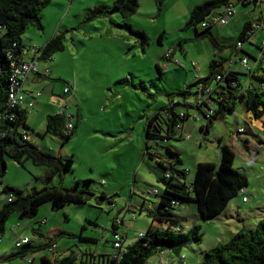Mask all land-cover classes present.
Wrapping results in <instances>:
<instances>
[{
  "label": "rangeland",
  "instance_id": "obj_1",
  "mask_svg": "<svg viewBox=\"0 0 264 264\" xmlns=\"http://www.w3.org/2000/svg\"><path fill=\"white\" fill-rule=\"evenodd\" d=\"M206 1L164 0L160 5L157 0H139L137 10L125 15L115 7V0H51L40 13L43 27L27 26L22 38L28 47L44 46L54 34L62 35L64 42V48L50 59L41 60L40 67H49L51 73L34 85L42 95L28 115L29 141L63 159L72 157L74 166L46 181L48 166L37 165L31 158L19 163L6 153L7 170L0 176V187L28 194L34 187L57 185L94 195L87 202H70L57 209L50 201L44 202L32 217L13 212L0 238V264H44L45 255L55 261L71 252L76 255L73 264H81V252L110 254L114 223L127 232L126 243L137 240L140 232L155 225L150 209L159 206L164 193V169L159 161L187 169L190 181L198 162H220L224 143L235 152L234 168L245 172L249 183L214 218L204 219L192 199L175 208L185 228L201 225L203 238L185 245L180 254L172 253L166 264H201L207 249L264 219V115L256 117L243 96L237 97L234 110L221 112L212 122L194 106L197 77L209 74L213 58L228 63L247 23L253 26L254 43L245 39L244 50L254 56L250 63L256 75L239 61L233 66L245 85L253 84L264 93L259 48L264 30H255L264 17V0L256 7L236 4L235 18L229 24L211 27L216 43L209 36H197L196 30H204L200 22L188 26L193 10ZM171 48L174 51L169 53ZM68 82L74 91L63 93ZM59 94L75 115L76 129L65 142L46 132V116L58 110L52 100ZM173 100L180 101L175 109L190 114L184 121V131L190 136L174 135L158 142L153 134L148 136L147 126ZM186 100L193 106L186 107ZM212 106L218 109L217 102ZM164 118L158 114L151 132L167 133ZM240 127L244 128L241 132ZM155 188L159 193H148ZM7 201L8 194L0 193V208ZM25 235L34 246L42 247L25 257H10L23 248L15 243ZM53 242L55 250L50 249ZM144 264H161L158 254Z\"/></svg>",
  "mask_w": 264,
  "mask_h": 264
},
{
  "label": "trees",
  "instance_id": "obj_2",
  "mask_svg": "<svg viewBox=\"0 0 264 264\" xmlns=\"http://www.w3.org/2000/svg\"><path fill=\"white\" fill-rule=\"evenodd\" d=\"M51 0H0V89L7 88V78L11 72L10 56L22 58L25 49L29 48L23 42V33L29 24L43 27L41 10L47 6ZM162 5L164 0H157ZM229 0H208L204 4L197 6L188 22V26L200 22L209 12L221 8ZM246 3L245 5H247ZM139 0H115V7L123 14L129 15L137 10ZM205 28L197 31L198 37L209 36L214 42L216 40L210 30ZM252 29L251 23H247L240 35L243 40L245 34ZM160 41L161 38H160ZM261 44L259 45L260 48ZM64 48L62 35L54 34L44 46H40L41 60L50 59L53 53ZM248 53L246 50H243ZM250 55V53H248ZM227 59L213 58L210 62V72L205 77H199L197 74V84L202 81L206 84H213V91L210 97L213 103H218V109L213 106V112L209 116L212 122L217 115L225 110H234L236 99L239 96L246 98L248 108L256 116L264 115V93L253 84L245 85L240 76V71L233 70L223 74L222 79L217 75L223 71L224 61ZM262 68L264 65L260 64ZM159 69L162 67L158 65ZM256 75V69L252 72ZM260 77V76H259ZM263 80L262 78H260ZM187 95L188 92H182ZM199 91L195 93L197 99ZM0 100L4 101V92ZM184 98H188L187 96ZM163 108V111L155 114L147 126L148 136L154 135L160 142L161 139H169L176 135L182 139L184 131V121L190 114L188 110L175 109L180 101L175 102ZM191 102V101H190ZM190 102L184 101L186 107L193 106ZM2 104V101H0ZM200 111L204 112L205 107L201 104H195ZM27 111L20 113V119L11 124L0 125V130L7 129L8 134L0 137V176H3L7 170L5 154H10L16 161L23 163L25 159L31 158L37 165H46L50 172L46 175V181L56 175H63L73 169L74 159L69 157L63 159L61 156L52 154L43 150L30 141L21 140L19 127L28 129ZM164 114V126L167 133L151 132L153 122L158 114ZM183 113V114H182ZM65 118L63 115L48 114L46 116V132L60 136L62 142L68 140L76 129L71 133L64 132ZM264 126V121H263ZM209 125H207V128ZM183 128V129H182ZM235 152L231 147L224 143L222 146V158L220 162L201 161L196 165L194 178L187 180V169L180 168L175 164H166L159 161V165L164 169V173L170 171V177L165 175L161 179L165 183L164 193L160 196L159 206L150 209L153 221L166 223V227H155L150 225L147 234L144 237L137 238L132 244L128 245L122 256L111 258L110 254H101L102 261H93L90 264H144L148 259L157 254L161 249H167L170 254H180L181 249L190 243H200L203 238V231L200 224H194L185 228L182 224L183 218L175 213V208L179 207L185 199H192L197 205L199 214L204 219H210L218 216L228 205L229 201L245 189L249 183L248 175L234 168ZM180 161V160H179ZM91 181V180H89ZM3 192L12 194L13 199L7 201L0 208V238L6 232V222L9 216L17 211L21 217H32L38 211L40 206L47 201L52 203L53 208L57 209L70 202H87L91 195L73 187H63L57 185H46L42 188L34 187L32 192L23 194L21 189L6 186ZM102 197L108 198L104 193ZM111 202L112 200L108 198ZM116 226V224H113ZM177 226L180 229H177ZM51 246V245H50ZM23 248L12 254L10 257H25L29 252L36 251L42 246H34L28 242ZM76 256L73 252L62 260L51 261L47 256L42 257L44 264H73ZM88 264V263H87ZM201 264H264V219H261L254 227H241L227 241H220L215 246L206 250Z\"/></svg>",
  "mask_w": 264,
  "mask_h": 264
},
{
  "label": "built area",
  "instance_id": "obj_3",
  "mask_svg": "<svg viewBox=\"0 0 264 264\" xmlns=\"http://www.w3.org/2000/svg\"><path fill=\"white\" fill-rule=\"evenodd\" d=\"M262 0H229V2L225 5H223L219 9H215L211 12H209L201 21L200 24L202 28H211L214 25L217 26H226L230 23V21L234 18L236 13V4L238 2L242 4L246 3H253L256 7L257 5H261ZM253 27V26H252ZM262 29L264 30V19L262 21H259L256 24L255 30ZM253 30H249L243 40L240 39L236 43L237 52L234 56H232L228 63L225 64L223 71L217 75L218 79H222L223 74H227L230 71L236 70L234 68V63L239 61L246 70L252 72L255 67L250 63V57L252 55L248 53L240 54L242 49L244 50V42L245 39H250V36L252 34ZM261 55H260V64L264 65V37L261 41ZM174 51L173 48L170 49L169 53H172ZM22 58H15L14 55L10 56L11 59V72L7 78V88L1 91L0 89V96H3L4 92V101H2V104H0V125L4 124H11L18 119H20V113H23V111L29 112L36 103V100L38 97L42 95V92L39 90H29L26 88V82L29 79L31 75H38L40 77H50L51 69L49 67H45L42 69L40 67L41 59V50L40 46H31L23 52ZM2 68L0 67V74H1ZM197 90L199 91L197 95V99L195 101V104H201V106L205 107V111L207 115L212 114L213 112V99L210 97L212 94V91L214 89L213 84H206L202 81H200L197 84ZM74 91V86L72 82H68L67 85L64 88L63 93H71ZM53 103H56L59 108L55 114L63 115L65 118V124H64V132L66 134L71 133V131L74 128V117L75 115L71 113L68 109V104L65 98L62 95H57V98L54 97ZM183 114V113H182ZM28 116V113H27ZM23 128V129H22ZM183 129V128H182ZM244 128L240 127L239 132L243 131ZM19 133L21 140L29 141L31 139V133L29 129L21 126L19 127ZM8 134L7 129L0 130V137H5ZM184 138H188L190 136L189 133H185L183 131ZM167 141V139H164ZM165 177H170V171H167L164 173ZM245 189H242L241 191H244ZM3 192V188L0 187V193ZM148 193H159V189L155 188L154 190H149ZM13 199L12 194H8V200L11 201ZM244 199H247L246 196H244ZM162 225L164 224V227H166V223L160 222ZM162 227V228H164ZM177 229L179 230L180 227L177 226ZM147 234V232H140L139 238L144 237ZM30 242V239L28 236L21 237L16 240V246L22 247L24 244ZM131 243L125 242L124 233L122 231L116 230L113 228V239H112V251L110 252L111 258H117L119 259L125 249L128 245ZM57 247L56 243L53 242L50 246L51 250H55ZM158 257L160 259L161 264L169 263L170 260L173 258L171 256L170 251L167 249H161L157 252ZM185 257L181 258V261H183Z\"/></svg>",
  "mask_w": 264,
  "mask_h": 264
},
{
  "label": "crops",
  "instance_id": "obj_4",
  "mask_svg": "<svg viewBox=\"0 0 264 264\" xmlns=\"http://www.w3.org/2000/svg\"><path fill=\"white\" fill-rule=\"evenodd\" d=\"M262 2V1H261ZM240 2H238L237 4H239ZM242 4V3H241ZM243 5H245V4H243ZM234 18H235V16H234ZM233 18V19H234ZM264 19V17L262 16L261 17V19H260V21H262ZM254 31V30H253ZM252 34H253V32H252ZM252 34H251V36H252ZM251 36H250V41H252L251 40ZM252 43H254L253 41H252ZM245 48V47H244ZM248 53H250L252 56H253V54H252V52L250 51V50H246ZM254 57V56H253ZM43 77H40V76H38V75H31L30 77H29V79L27 80V82H26V88L27 89H29V90H36V89H34V85L38 82V81H40L41 79H42ZM52 94H54V93H52ZM56 95V94H55ZM60 95V94H59ZM39 98V97H38ZM38 98H37V100H36V103H37V101H38ZM54 98V97H53ZM53 101V100H52ZM36 103H35V105H36ZM53 103V102H52ZM35 107V106H34ZM30 112V111H29ZM29 112H28V115H29ZM57 112V111H56ZM76 115H79V112L77 111V114ZM218 163V162H217ZM130 208H128L127 210H129ZM154 223V222H153ZM156 223H158V225L156 224ZM161 223L158 221V220H156L155 221V225L154 226H159ZM164 225V224H163ZM115 229L116 230H119V228H118V225H116L115 226ZM120 231V230H119ZM124 233V232H123ZM26 236V235H25ZM124 237H125V240H126V238H127V232L126 233H124ZM19 239V238H18ZM30 242H31V240H30ZM208 250V249H207ZM45 256H47L49 259H50V257L48 256V255H45ZM54 256L55 255H53V257H52V259L54 258ZM76 256V255H75ZM58 257V256H57ZM80 257H81V264H90L91 262L92 263H94L93 261H99V263L102 261V259H101V254H98V253H96L95 251L94 252H90V254H88V255H85L84 254V252H81L80 253ZM59 258V257H58ZM60 259V258H59ZM55 260H57V258L55 257Z\"/></svg>",
  "mask_w": 264,
  "mask_h": 264
},
{
  "label": "water",
  "instance_id": "obj_5",
  "mask_svg": "<svg viewBox=\"0 0 264 264\" xmlns=\"http://www.w3.org/2000/svg\"><path fill=\"white\" fill-rule=\"evenodd\" d=\"M82 192H85V193H87V194H89V195H91V196H93V195H94V193H93V192H90V191H88V190H83Z\"/></svg>",
  "mask_w": 264,
  "mask_h": 264
}]
</instances>
